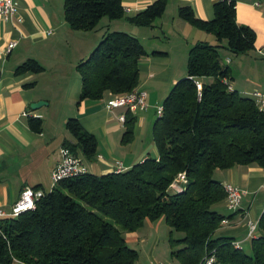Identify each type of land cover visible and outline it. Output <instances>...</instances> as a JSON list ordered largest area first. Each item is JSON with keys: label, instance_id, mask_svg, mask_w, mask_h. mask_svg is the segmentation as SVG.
Wrapping results in <instances>:
<instances>
[{"label": "trees", "instance_id": "trees-1", "mask_svg": "<svg viewBox=\"0 0 264 264\" xmlns=\"http://www.w3.org/2000/svg\"><path fill=\"white\" fill-rule=\"evenodd\" d=\"M167 0H154L144 10L125 17L122 0H63L64 19L72 30L94 29L101 18H126L130 24L152 27L165 11ZM178 17L210 34L213 43L197 41L188 51L186 76L163 101L152 136L158 157H148L123 172L83 174L60 180L35 201V207L0 220V264H135L136 250L125 233L138 230L145 220L163 217L170 228L171 257L177 264H202L213 253L219 264H264V211L250 251L236 249L228 237L214 238L225 217L214 209L225 200L222 183L213 173L235 165L264 168V109L255 99L228 89L230 68L221 50L235 56L254 49L255 33L236 22L233 0L213 5V18H198L191 6ZM147 54L141 42L123 31L107 33L76 69L81 77L80 100L100 99L104 92L129 93L139 82L138 64ZM27 59L16 74L42 72ZM210 78L198 89L195 80ZM200 93V94H199ZM135 116L124 115V141L132 139ZM40 132L42 121L30 118ZM66 128L74 142H65L75 156L95 158L97 140L69 118ZM184 173L180 192L171 187ZM37 189V188H34ZM182 233L174 237L173 233Z\"/></svg>", "mask_w": 264, "mask_h": 264}, {"label": "crops", "instance_id": "crops-1", "mask_svg": "<svg viewBox=\"0 0 264 264\" xmlns=\"http://www.w3.org/2000/svg\"><path fill=\"white\" fill-rule=\"evenodd\" d=\"M15 1L18 12L9 21H0V209L10 212L25 187L50 191L59 149L65 142H74L66 128L69 118H76L97 140L94 160H86L78 151L77 157L89 172H112L118 161L129 169L148 157L157 159L152 136L156 106L162 105L173 85L186 76L190 47L201 40L215 41L212 35L178 17V9L189 5L198 18L210 20L213 5L219 0H167L164 13L152 27L130 24L126 18L141 12L154 0H122L126 18L108 19L101 30L96 26L88 31L69 27L64 19L63 0ZM233 1L236 22L250 27L255 41L254 49L243 55L221 50L222 63L231 71L228 83L243 95L264 92V0ZM113 31L136 37L147 52L138 64L136 89L147 93L148 106L133 114L132 139L127 142L123 140L124 123L119 120L127 109L108 107L116 96L108 91L97 100H80L82 80L76 69ZM11 41H16V45L7 51ZM27 59L37 61L42 72L16 74L17 66ZM37 101L44 104L32 109L30 104ZM30 118L41 119L40 132L30 129ZM215 172L218 181L231 183L245 190V194L236 212L227 211L225 200L214 206L227 219L215 231L214 238L228 237L249 252L252 238L246 223L259 220L264 211V168L255 164L235 165ZM258 235L256 230L255 236ZM169 236L170 228L160 217L155 221L147 219L138 230L125 233V240L138 253L135 264H177L171 257Z\"/></svg>", "mask_w": 264, "mask_h": 264}, {"label": "built area", "instance_id": "built-area-1", "mask_svg": "<svg viewBox=\"0 0 264 264\" xmlns=\"http://www.w3.org/2000/svg\"><path fill=\"white\" fill-rule=\"evenodd\" d=\"M229 1V0H227ZM18 12V3L15 0H0V21H9ZM16 45V41H11L8 43L6 50L10 51ZM195 84L198 89L201 88V82L195 80ZM228 89L232 90L231 86L228 85ZM200 94V93H199ZM249 96L255 99L257 105L264 109V92L252 91ZM147 93L144 90L134 89L129 93L120 94L114 96L108 102V107H125L132 114H137L147 108ZM156 117H161L163 114V105L156 106L155 109ZM121 122H124V115L119 117ZM59 162L55 165L52 170L51 178L52 185L54 187L60 180L74 177L83 174L88 171L87 167L82 163V161L75 156L68 148L62 146L59 149ZM143 161V160H142ZM141 161V162H142ZM126 168L122 166L121 162H117L114 168V172H123ZM186 183V177L184 173H179L171 187L173 192L177 193L183 189V185ZM225 192V207L228 212H236L240 206L245 190H242L231 183H222ZM45 192L39 189H33L31 187H25L14 203L10 212H5L0 209V220L7 217H15L25 210H31L35 207V201L43 197ZM227 219L223 218L220 225L226 224ZM248 236L251 238H256L255 231L257 230L258 220H248L247 223ZM233 246L236 249H241L240 243L233 241ZM20 264H26L19 262ZM153 264H173L169 262H154ZM202 264H219L213 253H210L204 257Z\"/></svg>", "mask_w": 264, "mask_h": 264}, {"label": "rangeland", "instance_id": "rangeland-1", "mask_svg": "<svg viewBox=\"0 0 264 264\" xmlns=\"http://www.w3.org/2000/svg\"><path fill=\"white\" fill-rule=\"evenodd\" d=\"M107 20H108V18H107V17H104V18L98 23L97 28L99 27V30H101L102 23H103L104 21H107ZM201 82H202V81H201ZM113 172H114V171H113ZM215 173H216V172L213 173V178H214L215 180H219L217 174H215ZM181 235H182V233H180V232H175V236H174V237H178V236H181Z\"/></svg>", "mask_w": 264, "mask_h": 264}, {"label": "water", "instance_id": "water-1", "mask_svg": "<svg viewBox=\"0 0 264 264\" xmlns=\"http://www.w3.org/2000/svg\"><path fill=\"white\" fill-rule=\"evenodd\" d=\"M42 104H44V102H42V101H37V102L31 103V104H30V107H31L32 109H36V108L40 107Z\"/></svg>", "mask_w": 264, "mask_h": 264}]
</instances>
